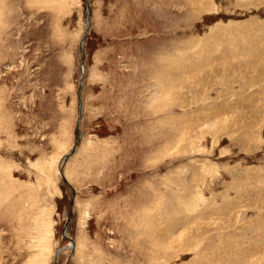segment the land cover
<instances>
[{"label": "rangeland", "instance_id": "obj_1", "mask_svg": "<svg viewBox=\"0 0 264 264\" xmlns=\"http://www.w3.org/2000/svg\"><path fill=\"white\" fill-rule=\"evenodd\" d=\"M0 264H264V0H0Z\"/></svg>", "mask_w": 264, "mask_h": 264}, {"label": "bare ground", "instance_id": "obj_2", "mask_svg": "<svg viewBox=\"0 0 264 264\" xmlns=\"http://www.w3.org/2000/svg\"><path fill=\"white\" fill-rule=\"evenodd\" d=\"M86 3H88V0H86ZM88 5V4H87ZM87 7V6H86ZM88 9V8H87ZM88 12V11H87ZM87 18H88V22H89V14H88V16H87ZM86 33H87V31H86ZM82 42H83V39L81 40V42H80V47H81V49H82ZM78 94H79V96H80V90L78 91ZM165 95V98H166V101H170V99L172 98V95L173 94H169V92L168 91H166L165 93H163V94H161V96H164ZM81 109H82V103H80V108H79V110H80V114H79V116H78V120H79V118L81 117ZM80 131V130H79ZM77 136H78V138L80 137V132L79 133H77ZM68 156H66L65 158H67Z\"/></svg>", "mask_w": 264, "mask_h": 264}, {"label": "water", "instance_id": "obj_3", "mask_svg": "<svg viewBox=\"0 0 264 264\" xmlns=\"http://www.w3.org/2000/svg\"><path fill=\"white\" fill-rule=\"evenodd\" d=\"M85 3H86V0H85ZM88 13V12H87ZM83 35H84V33H83ZM83 35H82V37L80 38V42H81V40H82V38H83ZM81 55H82V52H81ZM77 93H78V90H77ZM79 108H80V105L78 106V110H77V116H79V112H80V110H79ZM64 232V227L62 228V233Z\"/></svg>", "mask_w": 264, "mask_h": 264}]
</instances>
